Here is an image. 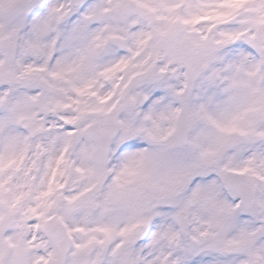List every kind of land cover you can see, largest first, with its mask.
<instances>
[{
  "label": "snow or ice",
  "instance_id": "snow-or-ice-1",
  "mask_svg": "<svg viewBox=\"0 0 264 264\" xmlns=\"http://www.w3.org/2000/svg\"><path fill=\"white\" fill-rule=\"evenodd\" d=\"M0 264H264V0H0Z\"/></svg>",
  "mask_w": 264,
  "mask_h": 264
}]
</instances>
